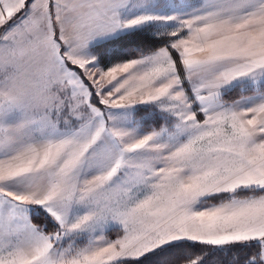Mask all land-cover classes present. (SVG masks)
Here are the masks:
<instances>
[{"label": "snow or ice", "instance_id": "6c2138e0", "mask_svg": "<svg viewBox=\"0 0 264 264\" xmlns=\"http://www.w3.org/2000/svg\"><path fill=\"white\" fill-rule=\"evenodd\" d=\"M0 264H264V0H0Z\"/></svg>", "mask_w": 264, "mask_h": 264}]
</instances>
